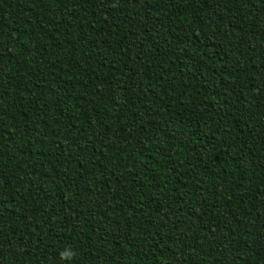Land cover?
I'll use <instances>...</instances> for the list:
<instances>
[{"label": "trees", "instance_id": "obj_1", "mask_svg": "<svg viewBox=\"0 0 264 264\" xmlns=\"http://www.w3.org/2000/svg\"><path fill=\"white\" fill-rule=\"evenodd\" d=\"M0 264H264V0H0Z\"/></svg>", "mask_w": 264, "mask_h": 264}, {"label": "clouds", "instance_id": "obj_2", "mask_svg": "<svg viewBox=\"0 0 264 264\" xmlns=\"http://www.w3.org/2000/svg\"><path fill=\"white\" fill-rule=\"evenodd\" d=\"M71 253H69L68 251H62L61 253H60V257H61V259H65V258H67V259H70L71 258Z\"/></svg>", "mask_w": 264, "mask_h": 264}]
</instances>
